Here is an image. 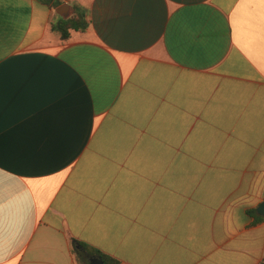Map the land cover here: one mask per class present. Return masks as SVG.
Wrapping results in <instances>:
<instances>
[{
	"label": "crops",
	"instance_id": "1",
	"mask_svg": "<svg viewBox=\"0 0 264 264\" xmlns=\"http://www.w3.org/2000/svg\"><path fill=\"white\" fill-rule=\"evenodd\" d=\"M49 4L0 0V264H260L264 0Z\"/></svg>",
	"mask_w": 264,
	"mask_h": 264
},
{
	"label": "trees",
	"instance_id": "2",
	"mask_svg": "<svg viewBox=\"0 0 264 264\" xmlns=\"http://www.w3.org/2000/svg\"><path fill=\"white\" fill-rule=\"evenodd\" d=\"M45 5L50 6L52 0H41ZM56 7L59 6V3H56ZM87 27V22L82 15H78L75 18H70L63 20L59 18L55 24H53V29L60 33L63 40L67 39L69 36L68 30L74 29L76 31H84ZM72 251L78 257L84 261V264H89L90 258H99L103 264H117V262L104 254H101L98 251L92 250L88 246L73 240ZM260 264H264V260Z\"/></svg>",
	"mask_w": 264,
	"mask_h": 264
},
{
	"label": "water",
	"instance_id": "3",
	"mask_svg": "<svg viewBox=\"0 0 264 264\" xmlns=\"http://www.w3.org/2000/svg\"><path fill=\"white\" fill-rule=\"evenodd\" d=\"M68 10H69V6L67 4H63L55 9V13L65 20L69 17V14H67ZM262 211H264V204H261V206L259 207L260 214L264 215V212ZM90 264H103V263L100 259L91 258Z\"/></svg>",
	"mask_w": 264,
	"mask_h": 264
}]
</instances>
